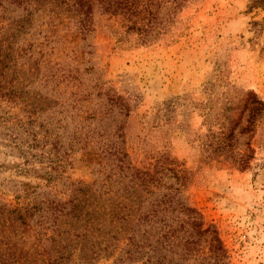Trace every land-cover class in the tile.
I'll use <instances>...</instances> for the list:
<instances>
[{
	"label": "rangeland",
	"instance_id": "1",
	"mask_svg": "<svg viewBox=\"0 0 264 264\" xmlns=\"http://www.w3.org/2000/svg\"><path fill=\"white\" fill-rule=\"evenodd\" d=\"M58 2L41 0L31 17L0 6V264H145L115 263L113 247V257L95 256L97 229L118 230L121 247L136 214L120 229L106 211L124 197L137 203L170 192L213 226L226 264H264V128L236 134L228 158L209 156L199 140L203 107L210 115L242 107L249 92L264 102V32L256 39L251 27L264 9L249 12L251 0H186L165 43L126 50L106 27L83 41ZM108 88L128 112L97 96ZM78 93L90 96L76 103ZM116 127L127 132L122 172L96 143L105 128L104 142L117 141ZM162 152L189 180L181 186L167 173L146 194L135 175L160 167ZM240 156H248L245 168ZM199 248L189 264L213 258L207 243ZM179 251L165 246L163 263H176Z\"/></svg>",
	"mask_w": 264,
	"mask_h": 264
},
{
	"label": "trees",
	"instance_id": "2",
	"mask_svg": "<svg viewBox=\"0 0 264 264\" xmlns=\"http://www.w3.org/2000/svg\"><path fill=\"white\" fill-rule=\"evenodd\" d=\"M3 1L8 2L10 6L15 5L17 8H21L26 17H31L40 10L42 5L41 0H0V6H4ZM58 3L63 5L64 10L74 19L83 41L88 40L91 33L106 27L110 33L109 36L114 38L115 44L119 48L125 47L128 50L152 48L165 43L166 38L171 37V28L174 22L178 20V15L186 0H59ZM34 4L38 6L33 7ZM258 7L264 9V0H251L248 11L251 12ZM48 11L51 12V9ZM105 22L107 24L104 25ZM251 27L256 39H258L264 32V18L261 22H252ZM261 51H264V45L261 47ZM86 71L91 72L93 68ZM10 94H7L9 100H13L15 94L13 96ZM101 95L106 98V104L109 105L110 110L115 107L126 112L129 111L128 102L118 95L113 88H108L103 94H97V96ZM75 96H78L75 102L79 103L85 101L90 94L80 95L78 93ZM242 103V107L231 108L230 106L229 111L226 110V112L231 111L230 114L222 111V114L210 115L211 107H203L202 125L207 126V133L202 134L199 140L200 145L206 149L209 156L228 158L234 147L236 134H254L257 129L264 128V102L254 93L249 92L245 95ZM110 110L108 109V111ZM246 111L247 115H244ZM229 115H232L231 119ZM124 116L128 117L129 115ZM105 117L106 115H103L100 121ZM243 117H246L244 125L241 124ZM95 118L94 115H86L83 119L94 121ZM213 128L216 130H212ZM106 130V128L103 129V135L106 136L105 140L110 137ZM114 136H116L117 141L108 143L99 137L96 143L101 145L102 151L115 156L119 162L120 172H122L124 167L128 168V165L125 166L128 158L127 132L122 131V127H116L112 137ZM161 154L163 159H161L160 167L157 168L151 164L154 169H147L146 172L135 175V178L140 180L138 186L146 194L152 193L149 189L151 186L156 189L163 187L164 185L161 184L162 177L167 173H170L176 181L181 182V186H185L184 182L189 180L183 165L180 168L174 159L167 156V153L162 152ZM235 160L239 162L237 164L241 165L242 168L248 164V156H240ZM169 188L171 187H166V189ZM126 190L127 188H123V191ZM172 193H163L161 197L155 198L142 195L143 199L141 201L138 199L137 203H133V200L125 197L120 200V203L117 202L116 205L121 204L118 210L108 209L109 212L106 211L105 213L110 219V225L115 222L122 229L123 225L134 214H136V220L125 234L121 247L118 245V230L97 229L101 236L100 241H97L99 249L96 251L92 248V253L98 256L105 252L104 254L107 253L113 257V253H111L113 249L110 251V248L113 247L114 250L118 248L117 256L114 259L115 263L133 262L145 257V264H164L161 250L168 246L170 249H180L178 259L174 264H189L191 260L196 261L193 255L200 251L199 247L203 243H207L213 261H205L207 258H202L200 262L191 264H226V251L213 226L204 222L202 215L185 201L186 198L182 199L178 193ZM146 200L148 202L147 207H142ZM122 201L125 204L122 205ZM128 202L135 204L136 209L127 205ZM91 209L97 213L95 208ZM116 228L114 227L115 230Z\"/></svg>",
	"mask_w": 264,
	"mask_h": 264
}]
</instances>
